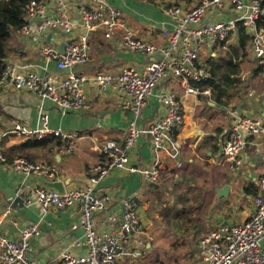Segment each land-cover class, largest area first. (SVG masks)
Masks as SVG:
<instances>
[{"label":"crops","instance_id":"crops-1","mask_svg":"<svg viewBox=\"0 0 264 264\" xmlns=\"http://www.w3.org/2000/svg\"><path fill=\"white\" fill-rule=\"evenodd\" d=\"M108 1L122 10L127 26L136 36L164 44L166 40L160 29L174 26V21L164 10V5L176 4L183 8H192L201 0H160L156 3L149 0ZM80 2L82 0H70L72 5ZM49 3L55 7L57 0H49ZM72 14L74 19L78 20L77 11L73 9ZM231 15L233 14L230 9H225L222 14L209 11L205 21L227 19ZM121 33L118 31L112 37H107L105 31L89 32L91 44L89 59L74 70L92 76L97 72H116L124 66L142 67L146 63L145 60H151V56L146 54L121 50L117 43ZM235 37L238 44V32ZM50 38L49 36L48 39ZM24 42L30 43L19 33L14 34L7 64L25 70L49 71L55 80L69 73L67 69L59 70L56 62L46 59L44 55L28 52L24 48ZM62 42H59V45ZM215 47L208 48L203 57L208 69L209 59L217 55ZM253 62L251 70L245 73L242 70L246 83L235 91L227 104L224 103L225 99H218L212 89L210 93L198 95L185 93L180 82L173 85L174 91L183 102L185 122L176 131V141L179 145L176 154L173 156L168 151L161 154V173L156 183H150L142 174L130 170H113L101 181L93 182L91 169L103 161L102 155L95 148L100 142L106 139H122L131 126L141 128L164 111L161 98L157 95L162 87L148 98L139 115L123 107L126 97L119 89L109 86L101 91L93 81L88 82L86 87L89 107L80 111H64L50 98L27 90L15 88L1 90L0 146L4 152L11 157L22 154L34 161L52 164L59 173L56 181L49 180L43 175L29 178L7 165L0 164L2 233L19 238L22 229L37 224L42 237H31L30 244L38 264H64L58 256L66 249L74 253L86 251L85 246L80 243L83 230L79 225L81 213L76 205L55 208L49 214H44L41 206L34 201V189L37 186L50 187L49 184L52 182L62 183L63 190L60 192L73 188L94 187L96 192L110 194L112 200L106 212L97 216L96 222L99 227L100 220L105 214H114L120 222L123 217L120 198L126 193L136 192L140 203L141 220L153 239L134 234L131 247L135 250L144 249V254L153 246L154 234L157 232L162 233L167 245L171 240L176 241L174 239L177 234L187 240L188 234L203 232L206 235L222 221L236 223L249 218L253 210L254 196L248 193L245 187L253 183L258 185L259 180L264 177V136L249 137L239 167H232L227 162L220 164L217 158L236 118L243 115H259L264 118V79L255 58ZM40 111L48 114V123L51 127L66 132H78L79 137L72 143L62 140L61 146L52 142L40 147H20L22 142L30 138L8 132L10 118L18 117L32 127H41L43 122ZM69 145H72L71 150H67ZM152 155L150 142L144 137L139 138L132 149L129 166L150 165ZM219 167L222 169L219 170ZM229 168H235L239 173H230ZM226 184L231 186L229 194L219 197L216 189ZM19 189L22 191L19 203H13ZM210 190L214 195L207 197L206 193ZM208 199L212 202L210 207ZM222 200L228 203L224 207L221 205ZM10 204L13 208L8 212ZM165 209L170 212H165ZM173 210L177 213L174 214ZM159 215L166 221L162 224L166 226V230L156 228L155 219ZM174 244L163 249L167 248L176 255L170 256L166 252L164 258H161L160 254H157V261L160 264H171L173 259L182 264H188L187 259H191L192 264H208L206 252L201 245L200 249L192 240L189 244L179 242ZM179 249L185 251L183 256H180ZM193 253L198 255L197 258H194ZM125 259L130 258L125 257L119 264H125Z\"/></svg>","mask_w":264,"mask_h":264},{"label":"built area","instance_id":"built-area-1","mask_svg":"<svg viewBox=\"0 0 264 264\" xmlns=\"http://www.w3.org/2000/svg\"><path fill=\"white\" fill-rule=\"evenodd\" d=\"M73 9L79 14L78 20L74 19ZM225 9H230L233 15L227 19L205 21L209 11L222 14ZM164 10L173 19L174 26L160 29L166 42L158 44L136 36L127 26L122 10L108 0H82L74 5L70 0H57L55 7L49 0H32L28 6L27 22L18 33L30 43H38L42 55L56 62L59 70L70 68L71 71L55 80L49 71L25 70L7 64L0 77V91L10 88L27 90L50 98L64 111H80L89 107L86 87L93 81L101 91L109 86L119 89L126 97L123 107L139 115L148 98L162 87L157 92L164 106L161 114L141 128L131 126L122 139H106L95 146L103 161L91 169L93 182L101 181L113 170L138 172L150 183L159 180L161 154L165 151L173 156L176 154L179 149L176 131L185 122L183 102L173 85L180 82L185 93H210V89L202 92L192 84L205 82L210 77L203 61L204 54L212 46L226 47L234 43L239 25L251 35V51L264 79V27L258 23L264 14L261 0H201L192 8L165 4ZM80 27H86L87 32H78ZM100 28L104 29L107 37L121 31L117 41L121 50L146 54L151 56V60L142 67L124 66L116 72H97L92 76L76 72L75 67L87 62L90 56L88 33ZM61 41L66 42L64 53L58 47ZM166 82L168 86H165ZM40 118L43 125L32 127L18 117H11L8 132L30 139L56 136L70 143L80 135L51 127L49 116L43 111H40ZM251 136H264V118L239 116L231 125L218 157L232 167H239ZM142 137L150 142L152 162L145 167L129 166L132 149ZM71 149L72 145H69L67 150ZM0 164L29 178L43 175L56 181L59 176L52 164L34 162L23 156L9 158L1 146ZM258 186L261 192L254 197L249 218L236 223L222 221L203 236L200 245L206 252L208 264H264V177ZM21 192V189L16 192L13 203H19ZM111 200L110 194L96 192L94 187L63 192L46 186L34 189V201L44 214L55 208L74 205L80 210L79 225L83 230L80 243L86 251L74 253L70 249L64 250L58 256L64 264H119L125 257L136 260L141 255L140 251L126 248L125 244L132 241L134 234L153 239L141 220L136 192L126 193L120 198L123 206L120 222L114 214H105L99 227L97 216L106 212ZM12 208L10 204L8 212ZM1 227L0 217V264H38L30 244L31 237H42L38 225L22 229L19 238L6 236Z\"/></svg>","mask_w":264,"mask_h":264},{"label":"trees","instance_id":"trees-1","mask_svg":"<svg viewBox=\"0 0 264 264\" xmlns=\"http://www.w3.org/2000/svg\"><path fill=\"white\" fill-rule=\"evenodd\" d=\"M31 1L32 0H0V77L3 70L7 66L5 59H7L9 56L14 34L18 33L27 22V10ZM149 1L156 3L160 0ZM261 3L264 7V0H261ZM258 23L260 26L264 27V14L261 16ZM238 36V44L236 43L235 45L222 47L226 48L225 50H227V58L222 59L218 65H216V62H214L215 56L211 57V61L209 59V79L205 82L192 83L194 86L199 87L200 91L202 92H204L206 89H212L213 93L216 94L218 99H225L224 103L226 104L231 99L230 97L235 93V91L239 90L241 86L246 83L245 77L242 74V64L244 63L245 59L248 58L251 52V35L244 26L239 25ZM256 70L258 71V69ZM52 142H54V145L56 144L58 146L63 144L62 138L53 136L41 139H28L22 142L19 146L40 147L48 145ZM5 154L7 155L6 152ZM21 156L30 159L28 156H24L22 154ZM8 157L13 158L16 156ZM30 160L34 161L32 159ZM245 188L247 192L254 197L261 192L260 187L254 183L249 184Z\"/></svg>","mask_w":264,"mask_h":264},{"label":"rangeland","instance_id":"rangeland-1","mask_svg":"<svg viewBox=\"0 0 264 264\" xmlns=\"http://www.w3.org/2000/svg\"><path fill=\"white\" fill-rule=\"evenodd\" d=\"M99 30H101L102 32H104V29L103 28H100ZM23 44H25L24 45V48L28 52H36V54H38V55L41 56L42 53L40 51V48L38 47L39 46L38 43H35V42L34 43H26V42H24ZM233 44H236V42H234ZM229 45H231V44H229ZM225 49L226 48H222V47H219V46H216L215 47V50L217 52V55L214 57V62H216V65H218V63L221 62L222 59L227 58L228 54H227V50H225ZM253 59H254V55H253V53L251 51L249 58H247V60L244 61V63L242 64L244 73L246 71L252 69V66L254 64ZM145 61H146V63L148 62L147 60H145ZM210 61H211V58H210ZM210 64H211V62H210ZM168 85H169L168 82H166L165 83V86H168ZM256 116L259 117V115H256ZM217 162H219L220 164H222L223 161H222V159L217 158ZM221 167L222 168H225L224 166H221ZM221 167H219V170L222 169ZM229 172L230 173H233V174H238L239 173V171L235 170V168H229ZM206 194H207V197H211L212 191L210 190L209 193H206ZM213 195H214V193L212 194V196ZM207 203L209 204V207L212 205V202L209 201V199H208ZM226 204H228V203H226L223 200L221 201L222 207H224V205H226ZM173 211H174V214L177 213L175 210H173ZM165 212H168L169 213L170 211L167 210V209H165ZM186 218H184V219L186 220ZM155 222H157V224H156L157 227L156 228L166 230L165 229L166 226H162V224L166 223V221L163 220L160 215L155 219ZM175 225H176V227H178L177 224H175ZM198 230H200V229H198ZM193 232H196V231H193ZM187 233H190V232H187ZM166 235H168L170 238H173V236H170L169 234H166ZM203 236H205L203 234V232H196L194 234H188L187 235L188 239L186 240V239H183V237L180 234H177L176 235V238L174 239V240H176L175 242L174 241L172 242V240H171V241L167 242V245H165L166 242H164V238L162 236V233L157 232V233L154 234V240H155V242L153 243V246L152 247H149V249L146 250V254H144V249L138 248V250L140 251L141 255L136 260H131V259H127L126 260L125 259V264H160V262L157 261V254L158 253L160 254L159 256L161 258H164V256L167 254L166 252H168V255H170V256L176 255L174 252L170 251L167 248L163 249L165 246L171 247L172 244L175 245L174 243H178V242L180 244H182V243L189 244V241L192 240L193 244H195V246H196V243H197V245L199 247L200 241L202 240ZM134 238L135 237L132 238V241L134 240ZM132 241L130 243H128V244H125V247L126 248H130ZM184 253H185V251L179 249L180 256H183ZM193 256H194V258H197L198 255L196 253H193ZM182 259L183 258L181 257V260ZM159 260H161V259H159ZM190 260L191 259H187L188 264H192V262ZM171 264H182V263H179L178 261H176L175 259H173L172 262H171Z\"/></svg>","mask_w":264,"mask_h":264},{"label":"water","instance_id":"water-1","mask_svg":"<svg viewBox=\"0 0 264 264\" xmlns=\"http://www.w3.org/2000/svg\"><path fill=\"white\" fill-rule=\"evenodd\" d=\"M78 32H81V33H86L87 32V28L86 27H83V28H79L78 29ZM65 47H66V42L63 41L60 45H59V50L61 53H64L65 52ZM5 62L8 63L9 62V59H5ZM67 71H71L70 68H67ZM50 187H53L59 191H62L63 190V185L61 182H52L49 184ZM230 184H226L225 186L221 187V188H217L216 191L219 195V197H223V196H227L229 194V191H230Z\"/></svg>","mask_w":264,"mask_h":264}]
</instances>
